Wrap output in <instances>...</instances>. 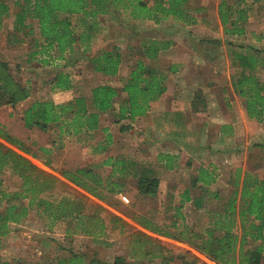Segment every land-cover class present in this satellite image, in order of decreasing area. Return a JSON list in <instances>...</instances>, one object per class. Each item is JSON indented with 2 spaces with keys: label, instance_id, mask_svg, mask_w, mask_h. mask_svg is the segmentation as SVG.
<instances>
[{
  "label": "rangeland",
  "instance_id": "374dc122",
  "mask_svg": "<svg viewBox=\"0 0 264 264\" xmlns=\"http://www.w3.org/2000/svg\"><path fill=\"white\" fill-rule=\"evenodd\" d=\"M4 1L10 4L11 10L9 15L0 20V61L8 65L18 82L28 86L30 96L16 105L1 106L0 125L11 134L23 139L32 151L37 152L39 163L44 164L48 158L40 153V147L48 145L53 148L49 156L50 166L60 176L63 170L93 166L104 178L118 181L116 176H111L112 169L103 163L109 157L127 160V168L130 169L131 175L135 171L154 165V125H151L153 120L151 121L148 117L150 114L147 118L133 121L128 119L116 121L113 113H102L103 124L112 134L110 142L104 139V133L101 131H97L93 137L85 135L81 140L77 137H65L61 141L57 137L55 127H50L46 131L26 127L23 112L35 100L53 99L55 94L59 93V91H52L51 85L55 75L61 70L68 72L74 83L73 89L63 92L61 98L90 95L93 86L110 83L118 87L120 91L116 104L118 106L126 96V93L121 91L122 78L126 76L130 62L138 58L136 50L142 41L157 38L170 40L172 44L160 53L158 59L146 61L159 70L175 66L174 71H168L170 84H196V88L201 87L205 92L201 90L200 97L208 98V103L205 105H201L202 100L199 101L198 110L194 107H178L177 110L181 109L180 112H182L179 118H174V122L183 127V133L187 128L204 132L200 135L196 133L184 135L185 147L191 149L199 147L205 155L198 158L197 164L202 162L208 165L211 162L210 156H213L216 160L214 164L216 163L222 169L219 178L222 197L212 199L207 196L205 209L217 210L223 207L226 196L233 189L230 178L236 167L241 166L243 170H246L258 164L257 172L264 175V122L251 120L246 113L243 99L239 95L232 99L229 95L223 97L218 86L221 83H233V77L242 71L238 61H234L235 52L247 46L255 47L260 50L259 56L264 60V1H246L248 18L244 24L247 33L243 36L228 37L223 33L218 14V5L221 0H189L191 14L199 19L197 24L189 26L173 22L155 24L153 21L123 24L122 21L116 22L107 17V20L103 22L102 31L93 42L91 53L117 47L124 56L120 74L117 76H107L92 70L88 61L90 51H84L78 45L72 54H68V58L54 60L53 57L45 55L44 59L51 60V63H41L40 55L36 57L32 55V51L35 50V40L39 37L37 23L30 20L31 28L17 30L16 13L19 11V5L15 3L16 0ZM252 33L262 36V39L258 40ZM52 54L54 57L57 56L54 51ZM259 76L264 82V65L260 68ZM187 94H190L188 87L182 91L184 97ZM231 118L237 122V140L234 137L236 132L227 138L220 135L224 122H228ZM122 126H129V128L122 129ZM61 142L63 145H60ZM176 147L179 148L177 145ZM189 172L186 167H183L181 175L186 179ZM131 175L118 181L121 185L120 191L108 193V190H104L110 197L109 200H100L71 184L65 178H62L64 183H59L44 196L49 199H60L62 196L82 198L86 207L85 211L93 213L97 210L99 215L106 217V223L109 222V213L120 206H122L120 210L124 212L134 211L147 217L154 216V210L157 209L154 206V197L140 194L136 188V179ZM3 178L8 189H17L20 184L10 170L3 173ZM121 194L127 196L130 202L121 201ZM158 202H163L165 210L163 217L162 214L159 215L162 217L161 221L170 223L169 216L174 214L175 210L172 208L176 205L175 202L162 191L155 204ZM205 209L196 211L191 206L183 207L182 211L186 215L183 219H178L180 226L174 230V233L186 227L201 230L209 225L211 216ZM52 222L42 213V209L34 207L27 220L20 225H12L11 233L4 238L5 251L0 254V264H55L56 260L66 258L71 253L87 254L89 257L107 263H113L117 256H123L128 262L139 261L137 254L134 257L137 247L135 240L139 237L135 224H130L123 233H120L118 229L107 230V233L98 241L84 234L67 236L66 222L57 221L54 224ZM152 237L153 245L154 235ZM165 241L169 244L168 247L173 246L176 251L173 256L181 253L185 254L190 261L198 257L202 261L214 264L205 254L192 246L190 248L188 245L168 239ZM195 260L197 264H200L198 259ZM144 261L146 260L139 263ZM174 264L184 263L178 261Z\"/></svg>",
  "mask_w": 264,
  "mask_h": 264
},
{
  "label": "trees",
  "instance_id": "16d2710c",
  "mask_svg": "<svg viewBox=\"0 0 264 264\" xmlns=\"http://www.w3.org/2000/svg\"><path fill=\"white\" fill-rule=\"evenodd\" d=\"M246 1H220L218 14L226 36H243L247 33L244 24L248 18ZM188 2L189 0H16L15 3L19 5L16 27L17 30H24L32 27L30 20L37 23L39 37L35 40L32 55H40V62L43 64L51 63V60L44 59L45 55L54 60L65 59L78 45L84 51H90L88 61L92 70L107 76H117L124 60L117 47L91 53L93 42L102 31L107 17L116 22L122 21L123 24L153 21L155 24L173 22L186 26L195 25L199 19L191 14ZM10 10V4L0 0V20L9 15ZM252 34L258 40L262 39V36ZM171 44L170 40L157 38L141 42L136 50L138 58L130 62L129 70L122 78L121 91L126 96L118 106V87L102 83L93 86L90 95H76L62 103L52 99L35 100L23 112L25 126L44 131L55 127L61 141L65 137H77L81 140L85 135L93 137L95 131L100 129L102 113H113L116 121H133L145 116L152 103L165 93L168 71L176 69L172 65L169 69L159 70L146 60L158 59L160 53ZM53 51L57 56H53ZM260 53L259 49L251 46L235 52L234 61H238L242 71L233 77V86L236 94L243 99L248 117L263 123L264 82L259 71L264 60L259 56ZM73 86L71 75L61 70L55 75L51 89L69 91ZM29 96L28 86L18 82L8 65L0 61V107L16 105ZM198 106L199 104L193 107L198 110ZM121 128L128 129L129 126ZM106 139L112 141L111 132H108ZM60 145H63L62 142ZM52 151L53 148L48 145L40 147V153L48 157L41 164L37 160V152L32 151L23 139L0 125V252L4 249L3 240L11 233L12 225H20L27 220L34 207L42 209V213L53 221L52 224L57 221L66 222L67 236L84 234L100 241L107 233L104 219L97 210L93 213L86 212L82 198L62 196L60 199H49L44 195L59 183H64L63 177L90 195L107 200L110 197L104 190H108V193L120 191L118 181L124 179L122 172L128 164L123 165L120 160L113 158L105 161L106 165L112 166L111 176H117L118 181L104 178L89 166L63 170L60 176L50 166L49 156ZM253 166L246 170L238 166L232 171L230 184L233 189L225 198L222 208L207 210L211 216L209 225L201 230L189 227L182 229V232L174 233L172 230V233L165 232L164 235L186 241L214 264H264V175L257 172L258 164ZM7 170L18 178L20 184L17 189L11 190L5 186L3 173ZM200 173L201 178L207 182L214 180L203 166L200 167ZM133 174L138 176L137 189L140 194L159 198L158 178L144 170ZM144 226L149 228V225ZM139 234L136 240L140 247H144L145 253L154 254L152 236L143 232ZM156 244L160 251L166 247L160 241ZM166 254L165 262L178 258L189 264H197L195 259L200 264H209L198 257L190 261L185 254ZM60 260V264H154L148 261L139 263L136 260L128 262L123 256H117L113 263H107L78 253H71ZM88 260L90 263H87Z\"/></svg>",
  "mask_w": 264,
  "mask_h": 264
},
{
  "label": "crops",
  "instance_id": "0c3cea01",
  "mask_svg": "<svg viewBox=\"0 0 264 264\" xmlns=\"http://www.w3.org/2000/svg\"><path fill=\"white\" fill-rule=\"evenodd\" d=\"M169 80L170 78L168 73L167 89L165 93H163L158 100L152 103L148 114L139 118H144V117L147 118V116L150 114L148 117H150L151 121L153 120L151 125H154V165L153 166L151 165L150 168L144 169V172L160 180L159 195L160 192L162 191L168 196L170 200L172 199L175 202L176 205L172 208L175 210L174 214H171V216H169L171 222L168 223L169 222L168 220L167 223L161 221L163 215H165L164 214L165 210H164L163 202L160 203L158 202L157 204H155L156 199H158V197H154L155 200L154 206L157 209L154 210V216L152 217L151 216L147 217L144 214H137L134 211L124 212L120 210L122 206L118 207L114 212L109 213L108 223H106V217L104 215H100V216L104 219L106 223V231L111 229L112 230L118 229L120 233H123L127 230L126 228L129 227L130 224H135L137 226L136 230L138 232V236H140L139 233L142 232L150 236L154 235V254L145 253L144 247H140L137 240H135L137 247L135 250L136 253L134 254V257L138 255L139 257L137 256L138 258L137 260L139 261L146 260L151 263L154 262V264H174L175 262L177 263L178 261L184 264H189L186 261L184 262L183 260H180L178 258L175 259L174 261L165 262L166 261L165 255H167L166 253L172 252V254H174L176 252L173 249V246L168 247L169 244H166L167 242L165 241V239L182 243L184 245H188L190 248L191 245L184 240H178L173 237L165 236L164 234L165 232L172 233V230H175L176 227L180 226V222L178 221V219L181 220L184 218V215H186L182 211L183 207L191 206L196 211H202L203 209H205V204H206L205 201L207 199V196L210 198L212 197V199L213 198L219 199L222 197L221 194L222 192L220 191L222 187H219L220 185L219 178L221 177L220 173L222 169L219 166H217L216 163L214 164L216 160L214 159L213 156H210L211 159L210 164L205 165V163L202 162H200V164H197L199 163L198 158L205 155H203V152L200 151L201 148L199 147L193 149L189 147H185L186 144L183 145L185 140L184 135H188V133L193 135H195L196 133V135L197 134L200 135L204 132L201 130H191L187 128V130H185L186 132L183 133L182 132L183 127L181 126V124H176L174 122V118L176 117L179 118L182 112V111L180 112L181 109L177 110L178 107L190 108L193 107L194 105L195 106L198 105L200 100L203 101L201 105H205L206 103H208V98H206L207 96H205V98H201L199 94L201 90H203L204 92V89H202L201 87L196 88V84H191V85L170 84ZM218 86L220 88L219 92L222 93L223 97L227 95H229L231 99L237 97L232 82L221 83L218 84ZM187 87L188 90L190 91V94H187V96L185 95L186 97H184L182 95V91H184ZM63 92L65 91L62 92L59 91L57 95L55 94L52 100H54L57 103H62L70 100L71 98H61L63 97ZM196 92H198V94H196ZM103 122H104V118L101 115V119H100L101 126L100 129H98L97 131L103 132L104 133L103 136L105 139L107 137L108 132H110V129L106 125H104ZM231 124L233 126H231ZM97 131H95V134ZM233 132H236V135H234V137L237 140V122L231 118L228 122L227 121L224 122L223 129L220 131V135H222V137L224 136V138H227L228 136H230V134H233ZM176 145L179 146V148L176 147ZM109 158H106V160H108ZM114 159H117V157L113 158V160ZM106 160H104L103 162L104 164ZM118 160H120L123 165L126 163L128 164V161L125 160L124 158ZM107 166L112 169V166L110 165ZM201 166L208 169L209 175H212V178H214V180L207 182L205 179L201 178V173H200ZM183 167H186V169L190 171L189 176L188 178L186 177V179L185 176L181 175L183 173ZM129 170L130 169L127 168L126 170L123 169L122 173L125 176L131 175ZM133 173H139V171H135ZM131 176L135 177L136 188H137L138 176L135 174ZM120 198L121 201H124L125 203L130 202L127 196H122L121 194ZM111 205L113 206V204H110V206ZM205 211L207 210L205 209ZM160 214H162V217H159ZM175 222L177 223L174 226ZM144 224L149 225V228L145 227ZM187 228L189 229V227H186L184 228V230H186ZM179 231L182 232L183 230L179 229ZM66 233H67V226H66ZM159 241L167 245V247L164 248L165 252L164 250L161 251L159 250L156 244V242L158 243ZM148 245L152 246L151 243L150 244L148 243ZM3 251H5V248L0 252V254H2ZM88 262L90 263V260H88L87 263ZM60 263H62L61 260L55 261V264H60Z\"/></svg>",
  "mask_w": 264,
  "mask_h": 264
}]
</instances>
